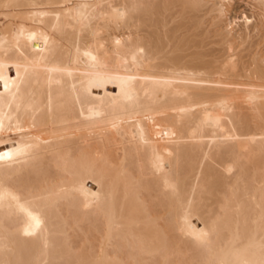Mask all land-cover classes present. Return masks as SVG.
Returning <instances> with one entry per match:
<instances>
[{
  "label": "bare ground",
  "instance_id": "6f19581e",
  "mask_svg": "<svg viewBox=\"0 0 264 264\" xmlns=\"http://www.w3.org/2000/svg\"><path fill=\"white\" fill-rule=\"evenodd\" d=\"M0 264H264V0H0Z\"/></svg>",
  "mask_w": 264,
  "mask_h": 264
},
{
  "label": "rangeland",
  "instance_id": "374dc122",
  "mask_svg": "<svg viewBox=\"0 0 264 264\" xmlns=\"http://www.w3.org/2000/svg\"><path fill=\"white\" fill-rule=\"evenodd\" d=\"M245 157V156H244ZM243 159H245V158H243V155L241 156V158H240V160H243Z\"/></svg>",
  "mask_w": 264,
  "mask_h": 264
}]
</instances>
